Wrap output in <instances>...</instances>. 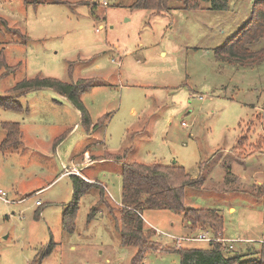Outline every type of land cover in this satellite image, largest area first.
<instances>
[{
  "label": "rangeland",
  "instance_id": "rangeland-1",
  "mask_svg": "<svg viewBox=\"0 0 264 264\" xmlns=\"http://www.w3.org/2000/svg\"><path fill=\"white\" fill-rule=\"evenodd\" d=\"M172 1L153 14L133 0H0V17L16 28L0 24V51L18 65L0 67V98L21 104L0 106V189L15 200L0 198V264H30L49 247L40 264H134L137 246L124 245L119 229L122 162L106 152L208 173L200 188L186 189L185 205L218 208L227 235L249 238L225 242L230 254L260 248L264 202L249 190L264 182V62L242 66L214 52L249 17L252 0H228L220 10ZM263 45L264 37L252 44ZM36 75L100 80L82 100L94 123H106L86 130L81 112L53 88L11 91ZM1 121L20 122L23 147L2 149ZM85 148L98 157L86 161ZM66 167L94 181L79 197L72 229L64 224L74 192ZM143 215L163 246H177L170 234L200 231L169 209ZM137 264H180V253L150 248Z\"/></svg>",
  "mask_w": 264,
  "mask_h": 264
},
{
  "label": "trees",
  "instance_id": "trees-1",
  "mask_svg": "<svg viewBox=\"0 0 264 264\" xmlns=\"http://www.w3.org/2000/svg\"><path fill=\"white\" fill-rule=\"evenodd\" d=\"M62 0H27L29 3L61 2ZM172 0H133L131 6L151 9L153 14L164 12L175 7ZM184 7L195 8L200 0H182ZM210 2L211 9H225L228 0H204ZM181 4V3H180ZM0 24L9 29H16L8 25L7 20L0 17ZM264 37V0H255L248 19L226 41L214 49L218 60L242 66L257 65L264 62V45L254 47ZM6 66V73L16 70L18 65L5 62L3 51H0V67ZM100 80L82 77L77 80L63 81L55 77L40 76L25 77L13 86L12 92L20 95L30 90L50 87L67 97L81 112V122L86 130L103 126L106 117L93 122L82 100V94L96 85ZM0 106L6 108H20L16 96L0 98ZM6 130L2 140V149H16L23 147L22 129L18 121H1ZM59 139V138H58ZM58 139L55 143L58 142ZM241 142V141H240ZM117 161L122 162V199L119 229L124 245H136L137 253L134 264L142 260L150 248H163L178 251L180 264H264V243L254 252L230 254V247L222 241H211L207 247L163 246L161 242L152 239L156 230L152 227L145 230L143 212L146 209H169L180 214L190 222L192 230L210 229L215 236H221L225 229L224 216L218 208L187 207L185 193L187 188H200L208 173L201 172L193 177L181 164H163L160 162L143 163L136 160H123L122 154L107 153ZM201 167V166H200ZM229 168H231L229 166ZM230 173L231 171L228 170ZM232 174V173H231ZM73 177V199L65 212L64 224L73 228L74 215L78 207L79 197L94 181L85 179L78 174ZM264 202V182L249 190ZM51 251L47 248L37 255L30 264H40L42 258Z\"/></svg>",
  "mask_w": 264,
  "mask_h": 264
},
{
  "label": "built area",
  "instance_id": "built-area-1",
  "mask_svg": "<svg viewBox=\"0 0 264 264\" xmlns=\"http://www.w3.org/2000/svg\"><path fill=\"white\" fill-rule=\"evenodd\" d=\"M65 173H69V174H80L79 171L77 170L76 167H74L73 170H69L66 167V172ZM0 198L3 199L6 202H13L15 201L14 199H10L9 197H7V192L5 190L0 189ZM24 198H22L21 200H23ZM40 200L37 199L36 203L40 204ZM157 231V230H156ZM161 231V230H160ZM162 232V231H161ZM172 237H174L176 239V245L180 246L181 245V240H186V241H192V240H206V241H222V242H228L230 244V246H232V244L230 242L233 241H241L243 240L242 238H225L223 237V235H219V236H215L210 229H202L201 231L198 232L197 235H174V234H170ZM261 243H264V238L260 239Z\"/></svg>",
  "mask_w": 264,
  "mask_h": 264
},
{
  "label": "crops",
  "instance_id": "crops-1",
  "mask_svg": "<svg viewBox=\"0 0 264 264\" xmlns=\"http://www.w3.org/2000/svg\"><path fill=\"white\" fill-rule=\"evenodd\" d=\"M254 1H255V0H252V5H253V2H254ZM252 5H251V6H252ZM251 8H252V7H250V10H251ZM249 14H250V13H249ZM247 19H248V18H247ZM247 19H246V20H247ZM243 23H244V22H243ZM243 23H242V24H243ZM242 24H241V25H242ZM241 25H240V26H241ZM229 36H230V35H229ZM229 36H228V37H229ZM228 37H227V38H228ZM90 130H91V129H89L88 131H90ZM83 152H84V159H85L86 161H88V162L93 161L94 158L98 157V156H96V154H93V153H92L89 149H87V148H85V149L83 150ZM230 167H231V168H230L231 173H232V174H235V173L233 172V168H232L233 165H231ZM64 173H65V172H64ZM85 179L92 181V179H90V178L87 177L86 175H85ZM260 181H261V180H259V181H257V182L259 183ZM233 209H234V207H230V210H233ZM142 216H143V218H144V215H142ZM144 219H145V218H144ZM186 223H187L186 226L190 227V226H189L190 222L186 221ZM172 224L175 225V224H176L175 221H172ZM188 234H189V233H187L186 235H188ZM182 235H183V234H182ZM222 235H223V237H225V238H242V237L239 236V235H238V236H235V237H234V236L227 235L226 232H225V229H224V232H223ZM242 239H243V240H241V241H247L249 238H242ZM233 247H234V246H233ZM248 247H250V246H248ZM237 252H239V253H248V252H253V251L248 250L247 252H244V251H239V250L237 249Z\"/></svg>",
  "mask_w": 264,
  "mask_h": 264
}]
</instances>
